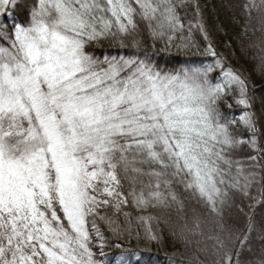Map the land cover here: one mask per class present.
Wrapping results in <instances>:
<instances>
[{"label":"snow or ice","instance_id":"snow-or-ice-1","mask_svg":"<svg viewBox=\"0 0 264 264\" xmlns=\"http://www.w3.org/2000/svg\"><path fill=\"white\" fill-rule=\"evenodd\" d=\"M183 5L0 0V264H128L122 238L159 245L161 222L192 250L170 264H264V217L232 214L264 206V99L210 41L212 63L160 62L193 45ZM129 206L162 212L133 229Z\"/></svg>","mask_w":264,"mask_h":264},{"label":"trees","instance_id":"trees-1","mask_svg":"<svg viewBox=\"0 0 264 264\" xmlns=\"http://www.w3.org/2000/svg\"><path fill=\"white\" fill-rule=\"evenodd\" d=\"M248 0H184L183 7L179 10L184 24L183 35L188 36L191 32V39L193 45L184 51L179 52L175 47L170 48L167 52L159 51L162 44L156 45V56L160 57V62L163 64L166 60L171 64L178 61H194L212 63L215 58L210 53H206L205 49L208 47L209 41L217 54L221 55L225 61V67L231 66L234 69L241 71L245 77L248 78L250 93L256 98V111L259 114L261 106L259 101L264 99V73H262L258 64L260 57L264 55L261 48H264V32L261 31L260 19L255 9L251 12V21L248 19V12L245 10V5ZM259 3V0H257ZM202 24L204 31H201L199 25ZM247 24V32H245V25ZM205 32L208 39H205ZM146 45H151V40H145ZM179 42V41H177ZM109 42H105V47H108ZM129 45L131 41H126ZM230 45V47H229ZM113 52V49H109ZM100 53L97 52V55ZM217 69V73H219ZM235 108V106H234ZM227 112L228 110L225 109ZM237 115L239 109H235ZM264 131V129H262ZM264 140V137H262ZM242 158V157H241ZM252 201L237 198V204L243 208V212L239 209L233 208L232 214L237 217L242 226L246 222L245 213H250L255 218V223L259 225L261 218L264 217V206L256 204L253 208L248 205ZM124 211L131 213V225L133 229L139 227L137 221L138 216H159L161 209L149 208L146 211H140L134 207H126ZM102 214L112 215L123 219V215H114L110 209H101ZM174 215V213H173ZM156 222L153 221L155 226ZM98 226L106 239H114L109 226L103 222L98 221ZM159 227L164 230V240L159 245L150 243L144 238V232L141 228V238L138 241L135 237L130 240L122 238L126 255L128 257V264H170L173 259H179L180 254L190 255L192 250H186L178 243H175L168 234V228L164 223H160ZM259 228H257V235L253 237L254 247L259 250ZM94 243H97L94 241ZM114 249L106 247L105 252L111 255ZM201 260L205 257L201 255ZM207 264V261L205 262Z\"/></svg>","mask_w":264,"mask_h":264},{"label":"rangeland","instance_id":"rangeland-1","mask_svg":"<svg viewBox=\"0 0 264 264\" xmlns=\"http://www.w3.org/2000/svg\"><path fill=\"white\" fill-rule=\"evenodd\" d=\"M107 216L111 217V218L114 219V220H117V221L119 222L120 225L123 223V219L120 218V217H115V216H112V215H107ZM125 224H126V222H124L123 225H125Z\"/></svg>","mask_w":264,"mask_h":264}]
</instances>
